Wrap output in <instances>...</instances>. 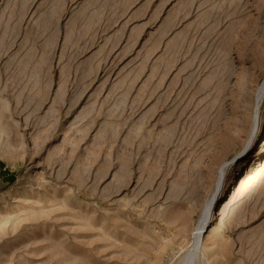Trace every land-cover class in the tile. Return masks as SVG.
I'll list each match as a JSON object with an SVG mask.
<instances>
[{"label": "rangeland", "instance_id": "374dc122", "mask_svg": "<svg viewBox=\"0 0 264 264\" xmlns=\"http://www.w3.org/2000/svg\"><path fill=\"white\" fill-rule=\"evenodd\" d=\"M213 199L189 264H264V0H0V264H183Z\"/></svg>", "mask_w": 264, "mask_h": 264}, {"label": "bare ground", "instance_id": "6f19581e", "mask_svg": "<svg viewBox=\"0 0 264 264\" xmlns=\"http://www.w3.org/2000/svg\"><path fill=\"white\" fill-rule=\"evenodd\" d=\"M214 202H215V199H213L212 200V202L210 203V205H209V207H208V211H207V217L205 218V220H204V222H203V224H201V226L199 225V228H197V231H198V233L196 234V238H195V246L192 248V250L186 255V257H185V259H184V261H183V264H189L192 260H191V258H192V256L194 255V253L196 252V249L198 248V246H199V243H200V241H201V233L203 232V230H204V228H205V226H206V222H207V219H208V215H209V212H210V210H211V208H212V206H213V204H214ZM205 216H206V214H205ZM198 254V253H197ZM197 256V255H196ZM195 256V257H196ZM194 262V261H193Z\"/></svg>", "mask_w": 264, "mask_h": 264}]
</instances>
